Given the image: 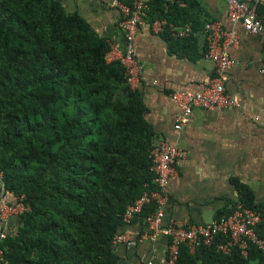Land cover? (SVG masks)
Listing matches in <instances>:
<instances>
[{"label":"trees","instance_id":"16d2710c","mask_svg":"<svg viewBox=\"0 0 264 264\" xmlns=\"http://www.w3.org/2000/svg\"><path fill=\"white\" fill-rule=\"evenodd\" d=\"M164 2L150 5V25L165 19L196 30L200 3L165 9ZM161 35L173 45L194 40ZM109 50L56 0H0V176L5 191L29 207L0 244L1 264H118L112 240L126 208L156 189L149 157L155 133L122 64L106 61ZM231 182L236 202L264 213L250 187ZM153 211L147 205L133 222ZM256 232L264 240V227ZM175 264H264V250L222 255L200 244L192 253L181 244Z\"/></svg>","mask_w":264,"mask_h":264},{"label":"crops","instance_id":"0c3cea01","mask_svg":"<svg viewBox=\"0 0 264 264\" xmlns=\"http://www.w3.org/2000/svg\"><path fill=\"white\" fill-rule=\"evenodd\" d=\"M56 1L67 12H76L83 17L109 45H115L119 50L125 48L126 41L119 26L121 14L114 4L128 5L131 0ZM187 1H197L202 8L196 30H193V42L173 45L174 41H167L163 35L151 31L149 17L143 19L135 39L143 79L135 82L132 89L143 98L145 119L153 128L154 139L166 140L187 152L186 158L176 163L177 175L167 186L169 201L164 209L165 221L175 219L204 224L213 221L225 204L237 201L232 179L250 187L256 203H264L262 45L258 35L245 34L239 23L229 21L226 0ZM254 9L259 18L264 17V4L256 5ZM205 21L239 35L238 44L227 48L229 57L237 65L227 72L225 88L227 93L240 98L241 104L228 110L196 109L188 125L178 134L172 128L178 108L171 93L200 91L214 73V64L204 56ZM2 195L0 190V201L6 197L14 203L10 193ZM22 223L20 215L0 218V231L6 236L14 235ZM127 230L138 233L139 241L135 246L115 248L118 264L165 263V238L156 241L141 238L146 231L140 222H134Z\"/></svg>","mask_w":264,"mask_h":264},{"label":"built area","instance_id":"2783aa9c","mask_svg":"<svg viewBox=\"0 0 264 264\" xmlns=\"http://www.w3.org/2000/svg\"><path fill=\"white\" fill-rule=\"evenodd\" d=\"M158 0H131L127 5L121 2L114 4L121 14L119 26L123 31L126 41L123 50L110 45L106 54L108 63L118 61L125 69L128 84L132 87L142 77V66L137 58L135 39L138 29L150 5ZM164 8L178 3L180 0H164ZM227 16L231 23H239L245 34L258 35L262 45V57L260 74L264 76V17L259 18L255 12V6L264 4V0H226ZM150 29L155 34H161L168 30L174 39H185L194 35L190 25H174L165 19H157L152 22ZM206 59L214 64V73L207 85L200 91H175L171 93V99L178 108L174 118L173 130L180 134L188 125L196 109L201 110H228L238 108L240 98L227 93L225 82L227 72L237 63L228 55L227 48L234 47L239 42V35L233 30H223L216 23L206 22L203 26ZM187 152L163 139H154L150 150L151 172L154 175L156 189L144 192L132 205H129L122 217L123 230L115 234L112 240L114 249L118 246H135L138 233L127 230L131 227L133 219L141 215L144 207L149 204L155 206L142 220L145 236L141 238L156 241L165 238L167 241V255L164 264H175L179 246L186 244L190 252L202 244L213 247L217 253L229 255L233 250H238L242 255H247L250 246L264 250V240L256 232L259 226L264 227V213L252 210L236 202L232 212L222 215L209 223H183L175 219L165 221L164 209L169 201L167 186L169 181L177 175L176 163L186 158ZM1 190V189H0ZM6 191L3 193L5 195ZM2 195V196H3ZM0 201V218L10 215H23L29 211V207L22 202L23 196L15 197L14 203L2 197ZM6 234L0 231V244L5 240ZM142 240V239H141ZM4 249L0 246V264L3 260ZM141 264H153L146 261Z\"/></svg>","mask_w":264,"mask_h":264},{"label":"water","instance_id":"95a60500","mask_svg":"<svg viewBox=\"0 0 264 264\" xmlns=\"http://www.w3.org/2000/svg\"><path fill=\"white\" fill-rule=\"evenodd\" d=\"M0 183H1V193L3 194L5 192V184L3 180L1 179V176H0Z\"/></svg>","mask_w":264,"mask_h":264},{"label":"bare ground","instance_id":"6f19581e","mask_svg":"<svg viewBox=\"0 0 264 264\" xmlns=\"http://www.w3.org/2000/svg\"><path fill=\"white\" fill-rule=\"evenodd\" d=\"M139 216H140V215H139ZM136 217H137V216H136ZM133 223H134V222H133ZM133 223H132V224H133Z\"/></svg>","mask_w":264,"mask_h":264}]
</instances>
